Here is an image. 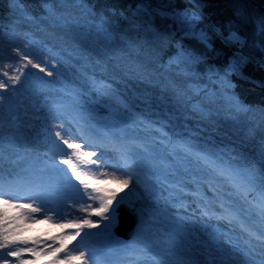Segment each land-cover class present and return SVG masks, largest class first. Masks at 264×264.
I'll return each mask as SVG.
<instances>
[{
    "label": "trees",
    "instance_id": "trees-1",
    "mask_svg": "<svg viewBox=\"0 0 264 264\" xmlns=\"http://www.w3.org/2000/svg\"><path fill=\"white\" fill-rule=\"evenodd\" d=\"M251 2L264 9V0H195L213 26L197 15L204 44L181 26L194 13L184 0H0V67L16 64L19 48L46 68L29 65L19 84L0 90L5 191L24 195L17 182L43 180L32 166L50 170L62 147L56 132L79 119L148 151L161 143L160 169L180 182L218 181L261 202L264 68L250 57L264 65V11ZM230 32L241 37L237 52L221 38ZM97 104L106 113L95 118ZM18 219L8 225L16 240Z\"/></svg>",
    "mask_w": 264,
    "mask_h": 264
},
{
    "label": "rangeland",
    "instance_id": "rangeland-1",
    "mask_svg": "<svg viewBox=\"0 0 264 264\" xmlns=\"http://www.w3.org/2000/svg\"><path fill=\"white\" fill-rule=\"evenodd\" d=\"M184 1L191 7V11L202 16L191 0ZM65 125L62 124L64 130L61 137L69 143L80 144L81 148L77 155H71L73 150L68 149L59 137L64 150L62 149L60 155L55 158L54 167L58 169V166L63 165L61 161L71 155L73 167L82 172L85 182H91L92 187L85 189L75 179L68 165L64 174H57L56 181L48 177L49 183L53 185L52 190L43 192L42 184L30 185L29 196L20 198V202L28 203V198L31 197L35 199L36 205L43 206V211L35 213V219H18L19 226L16 230L19 240L32 239L29 246L35 244L43 251L34 259L31 253H26L25 264L33 261L49 264L56 257L51 254L45 255L44 252H48L50 246L61 245L65 246V251L57 254L61 259L68 251L78 255V250L83 249L87 256L91 257L87 264H103L105 259L123 257L127 253L128 244L134 246L133 253L125 257L130 258V264H248L244 259L251 261L252 264H264V244L252 240L249 246V241L240 228L249 212L248 203H245L248 192L219 194L212 199L215 209H210L204 203L211 199L208 195L210 187L206 184L195 188L191 186L193 190L190 189L185 195L180 190L178 192L170 190L169 185H173L174 177L170 170L160 169L159 162H163L164 158L158 147L161 143L155 142L156 145L149 151V147L141 143L138 146H129L124 140L111 137L106 144H101L100 136L95 134L98 132L96 123L93 125L94 130L89 129L78 119H73L66 127ZM89 152L98 154L100 170L109 173L115 170L117 175L126 172L133 177L135 186L130 185L131 194L123 203L129 205L130 202L139 199L145 204L143 208L136 209L138 222L142 224V228H138L137 238L133 243L113 235L112 229L116 226L117 220L109 224L108 220L101 219L94 213L91 219L95 226L89 228L84 225L79 229L80 236L75 239H71L68 234H74L78 229L75 226L68 228L62 226L73 222L80 223L87 215L79 210L81 207L91 205L94 209L98 208L99 199H89V195L109 196L114 190L119 197L129 191L122 190L116 182L90 181L91 172L97 171L96 166L92 165L91 172H88L81 167V161L78 159V155L87 158ZM129 152L134 154L135 159L125 155ZM92 159L95 160L97 157ZM84 162L87 163V159ZM225 188L229 189L230 185H225ZM93 189L105 191L96 192ZM154 194H161L162 200L158 203L152 201ZM181 198L183 202H179ZM170 200L174 201L173 205H169ZM14 210L21 215L18 209ZM154 210H158L159 214L152 222L147 221L145 216ZM254 215L255 226L264 232V217ZM45 216L51 219H45ZM109 238L110 242L107 241ZM210 247L212 249H209ZM179 254L186 255L188 260L179 259Z\"/></svg>",
    "mask_w": 264,
    "mask_h": 264
},
{
    "label": "snow or ice",
    "instance_id": "snow-or-ice-1",
    "mask_svg": "<svg viewBox=\"0 0 264 264\" xmlns=\"http://www.w3.org/2000/svg\"><path fill=\"white\" fill-rule=\"evenodd\" d=\"M191 2L195 5V0H191ZM164 16H168L169 13L163 12L161 13ZM172 17H176L175 13H171ZM181 26L184 28L186 34H191L193 37L198 38L201 43L207 44L208 36L203 30L197 32L198 19L199 17L195 13H184L182 17L179 18ZM261 31L264 33V20H261ZM226 41L229 43H241V37L236 32H230L226 37ZM16 56L19 58L16 64L8 63L4 64L0 67V90H8L9 87H15L21 81V76L23 75V69L31 65L33 68L38 69L40 72H45L46 68L42 67L40 63L34 62L33 58L19 48L13 49ZM187 55V53H186ZM191 58V57H190ZM234 65L230 63L229 69H233ZM11 69V74L8 71ZM49 76L52 75L51 72H47ZM2 77H7V81ZM4 97L0 95V102H3ZM56 136L62 139L63 144L67 145L68 149H72L73 152L71 155H77L78 150L81 148L80 144L69 143L68 140L63 139L61 137V133L56 132ZM71 155H69L68 159H64L61 162L68 165L72 169V173L76 180L80 182L81 185L85 189L92 187L91 182H85L84 175L81 171H78L76 167H73L71 163ZM125 155L130 159H135L134 154L125 153ZM92 157H97V159H92ZM78 159L81 161V167L86 171L91 172V166L95 165L97 171L91 172L90 181L91 180H103L106 182H116L120 185L121 189H128V192H125L123 196L117 197L116 192L113 190L111 195L109 196H92L89 195V199L96 200L99 199L100 203L98 208H92L91 205H87V207H81L79 210L81 212L87 213L85 217H83L80 223H69L62 225L63 227H73L75 226L78 230L68 235L71 239H75L77 236H80V231L84 225H87L89 228L95 226L94 221L91 219L93 213L95 216L100 217L101 219L108 220L109 224H112L116 221L117 217L115 216V209L119 206V204L123 203L127 197L131 194L130 185L135 186L133 177L126 172H123L122 175H117L116 171L109 173L106 171L100 170V165L98 163V154L96 152H89L87 158L78 155ZM85 159H87V163H85ZM21 185L17 182V187ZM96 192H104V189H93ZM28 203L20 202V198L14 195L11 191H5V185L0 184V252H3V255H0V264H25V254L31 253L32 258L34 259L36 255H38L43 249L38 248L33 244L29 246V242L26 240H16L14 239L15 232L14 230H9L8 225L12 223L16 219H35V213H41L43 211L42 205H36L35 199L29 197ZM115 201V204H113ZM257 207L260 208V213L262 217H264V198ZM8 209H18L21 213L20 217H8L6 212ZM45 219H51V217L45 216ZM107 226V225H106ZM241 231L245 233L246 238L249 241V246H251V241L255 240L264 244V232H259L257 229L253 231L252 226L248 224L240 225ZM259 233V234H257ZM55 240V237H53ZM65 251V246L61 245L59 247H51L48 252H44L45 255L51 254L56 257L49 264H87V260L91 257H88L85 250H78L79 254H73L72 251L66 252L62 259L57 255L58 253H62ZM9 257L14 258L13 260L8 259Z\"/></svg>",
    "mask_w": 264,
    "mask_h": 264
},
{
    "label": "water",
    "instance_id": "water-1",
    "mask_svg": "<svg viewBox=\"0 0 264 264\" xmlns=\"http://www.w3.org/2000/svg\"><path fill=\"white\" fill-rule=\"evenodd\" d=\"M200 1H205V2H219V1H228V0H200ZM252 3V2H251ZM254 4V3H252ZM255 6L259 7L260 10L264 11V9L256 4H254ZM204 18V20L206 21L207 24H209L210 26L211 23L209 22V20L203 15L201 14ZM213 28V27H212ZM251 60H253L254 62L258 63L260 66H262L264 68V65L262 63H260L259 61H257L254 58H251ZM133 208H128L125 204H120L117 208H116V212L118 213L117 216V226L113 229V233L116 236H120L124 239H128L133 231V228L136 224V212H135V207L138 206H143V203L140 201H136L132 203Z\"/></svg>",
    "mask_w": 264,
    "mask_h": 264
},
{
    "label": "bare ground",
    "instance_id": "bare-ground-1",
    "mask_svg": "<svg viewBox=\"0 0 264 264\" xmlns=\"http://www.w3.org/2000/svg\"><path fill=\"white\" fill-rule=\"evenodd\" d=\"M225 41H226V37H225ZM227 42V41H226ZM228 44H229V46H231V47H235V43L233 42V43H229V42H227Z\"/></svg>",
    "mask_w": 264,
    "mask_h": 264
}]
</instances>
